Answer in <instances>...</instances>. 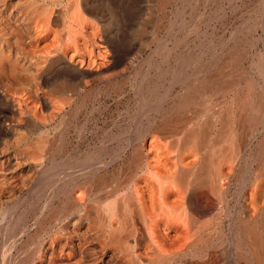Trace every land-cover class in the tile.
<instances>
[{
  "label": "bare ground",
  "instance_id": "1",
  "mask_svg": "<svg viewBox=\"0 0 264 264\" xmlns=\"http://www.w3.org/2000/svg\"><path fill=\"white\" fill-rule=\"evenodd\" d=\"M132 1L0 0V264H264V60L243 56L262 41L247 37L264 29V0H153L163 14L180 1L211 38L194 24L188 59L173 38L151 70L178 64L157 99L132 67L138 114L113 152L82 160L57 133L93 90L125 89L114 30ZM230 16L250 31L216 36Z\"/></svg>",
  "mask_w": 264,
  "mask_h": 264
},
{
  "label": "rangeland",
  "instance_id": "2",
  "mask_svg": "<svg viewBox=\"0 0 264 264\" xmlns=\"http://www.w3.org/2000/svg\"><path fill=\"white\" fill-rule=\"evenodd\" d=\"M145 1H147V2H145ZM181 6H182V4H181ZM181 6H180V1H175V3H173V5L169 6L166 9L167 12L165 11V13H164L165 15H164L162 12L159 13V12H157V10H153L155 8L153 0H133L132 1L131 14H130L128 23L126 22V23L122 24V26L120 28L117 27L116 30H114V33L117 32L116 34L119 35L120 38H123V40L125 41L124 46L118 52L119 57H122L123 53L121 51L125 48L124 52L127 53L125 55H126V58L128 59L126 61H127V63L131 62L130 63L131 65L129 68V71L130 70L131 71L130 72L128 71L126 73V75L130 74V73L132 75L130 74L131 77H130V75H128V77H130V78L127 79V82H126L127 84L125 86V89H123V90H113V89L110 90V89H108V90H105L103 92L99 91V90L98 91L93 90L92 93L90 94L92 97L91 100L89 99V101L87 100L86 102L81 101L82 102V103H80L81 105L79 104V105L75 106V108H76L75 110H77V109L79 110V111L78 110L75 111L76 113H78V115L76 116L75 115L76 113L72 114L71 117H69L65 120L64 124L62 123V124H59L57 126V128H58V129H56L57 133L61 132L60 134H62V135L64 133L63 138H65V136H66L67 140L69 139V141H71V143H73V144L75 143L78 145V147H80L79 152L81 151L80 153L82 154L81 156H83V157L80 156L78 158H80V159L82 158V160H83L86 153L92 152L93 149H95L96 146H100V144H102L104 148L107 147L106 148V149H108L107 151H109V149H110L109 152H113L115 147L118 146L117 144H121V143L123 144L124 143L125 139L129 137L128 136V135H130L129 133L133 134V129H131V128H133L132 123H133L134 115L136 116L138 114V109H137L138 97H137V95L135 93V89H134L135 83L133 82V78H134L135 73H134V71H132V67H136L138 65V63L140 62L142 64V70H143L141 72L142 73L145 72L146 74H147V72L150 73V74L148 73V75H149V77H151L152 81L149 77H148V80L150 79V81H149L150 84L154 85L153 87L157 88V92L155 93V96L157 95L155 97V99H157L159 97V95L163 94L162 92H164L165 89L170 87L169 84H172L171 80H173L174 74L170 71L174 68H178V64L175 65V63H170V68H172L171 65L173 66V68L169 69L168 74L167 73H166V75L163 74L164 76L162 75V77L160 79L157 78L156 72L151 71L153 68V65L154 66L157 65L161 60H163V58L165 56V51H163V50L165 48H170L172 46V44L174 43L173 40L176 37H178L180 39L186 38V41L188 40V42H187L188 47L181 49L180 52L182 53L183 59H188L189 58L188 53L193 49L194 44L199 43L198 41H197V43H195V39H194L195 36H194L193 30H192L193 28H191V27H194V24H197V23L198 24L200 23L199 26H200L201 30L205 29V32H207L206 34L208 35L207 37H209V35L211 34L210 29H207L205 26L208 24L213 25L212 22H193V18L191 19L190 18L191 16H189V15H191V14H189V13H191L189 11V8H185V11H183V8ZM147 8H148V10H147ZM181 8H182V10H181ZM5 9H4L5 11L3 9H1V15L3 16L6 13L3 17L5 22L6 21L11 22L10 21L11 17H8L9 16V13H8L9 8L6 7ZM181 12H183V13L186 12V14L184 13V15H183V13H181ZM162 14L164 15V17L162 19L160 26H158V28H157L154 26V22L157 20L158 17L160 18V16H162ZM181 14H182V16H181ZM238 16H240V14H238ZM245 18H246V16H244L242 19L244 20ZM242 19L238 18V19L233 20V18L230 16L228 21L225 22L226 23L225 29H224L225 32L223 30H222L223 31L222 32L221 28L218 27L217 32H216L218 35L216 34V36L223 35L221 37H223V39L227 40V39H229V35H231V33H233L234 30L242 28L244 30V32H247V31L249 32L250 30H248V29H251L250 27H252L253 22H242L243 21ZM231 20H232V23H231ZM244 21H246V20H244ZM198 24L196 26H198ZM257 25H258V23H257ZM154 27H155V30H153ZM164 30H165V32H164ZM124 31H125V33H124ZM154 31H157L155 33L156 36L154 35ZM168 32L170 33V35ZM177 32H179V33H177ZM142 33H143V35H142ZM157 33L158 34L160 33V34L158 35ZM174 33H176V34H174ZM147 35H149V36H147ZM151 36H152V38H150ZM252 36L255 38L257 36H261L263 42L261 41V43H259L258 46H256L254 49H249V47L246 48L247 51L249 50L250 53H252V55L249 56V53L246 51L247 53L243 55L244 58L249 57V59L251 61H254V59H256V55H257V56L261 57L262 60H264V29L259 28V25H258L257 30L254 31L253 33L249 34V36L247 37V38H249L248 41L252 40V38H253ZM210 38H211V36L209 37V39ZM150 39H152V40L150 41ZM138 41H140V42H138ZM129 44H131V45H129ZM138 44H140V46ZM141 45L142 46L144 45V47H142ZM161 46H163V48ZM188 49H190V50H188ZM187 56H188V58H186ZM242 64H244V67H245L246 63L243 62ZM147 65H149V66H147ZM152 72H153V75H151ZM152 76H154L155 80L153 79ZM169 77H170V79H169ZM137 78L139 80V77H137ZM156 79H157V81H156ZM129 82H130V84H129ZM162 82L164 85L162 84ZM156 84H158L157 87H156ZM121 94H123V95H121ZM93 95H94V97H93ZM84 103H86V104H84ZM81 109H82V111H80ZM74 115H75V117H74ZM70 118H72V119H70ZM130 119H132V120H130ZM69 121H71V122H69ZM124 124H125V126H124ZM131 124H132V126H131ZM117 128H118V130H117ZM122 128L124 129L123 135H122V130H123ZM125 128L127 129V131H125ZM128 128L131 130L128 131L129 130ZM67 130L69 133L67 132ZM116 130H117V132H115ZM81 131H82V133H81ZM119 131H120V133H119ZM114 132H115V134H114ZM125 132L127 133V135ZM122 136L123 137L125 136L126 138L124 139ZM121 137L124 141H122ZM80 138H81V140H80ZM77 140L80 142H78ZM117 140L118 141L120 140L119 141L120 143H117ZM84 150L86 153L83 152ZM87 150H89V151H87ZM73 155H75V154H73ZM75 156L77 157V155H75ZM75 156H70L69 157L70 160L75 159ZM58 158H60V157L56 156V161L61 166L66 165L69 162L68 161L69 158H67V159L63 158L64 159L63 160L61 157L60 159L62 161ZM66 160H67V162H65ZM1 161H0V169L2 168L1 166H3V163ZM60 162H61V164H60ZM62 162H63V164H62ZM3 175L4 174L0 173V184H2L1 179L6 177V175H4V177L1 178ZM7 177L9 178L10 176H7Z\"/></svg>",
  "mask_w": 264,
  "mask_h": 264
}]
</instances>
